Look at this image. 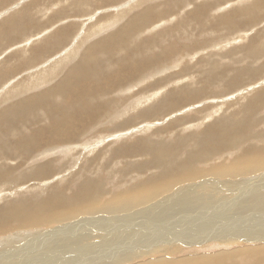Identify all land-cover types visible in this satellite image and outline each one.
I'll use <instances>...</instances> for the list:
<instances>
[{"label": "rangeland", "instance_id": "1", "mask_svg": "<svg viewBox=\"0 0 264 264\" xmlns=\"http://www.w3.org/2000/svg\"><path fill=\"white\" fill-rule=\"evenodd\" d=\"M46 1L45 0L44 1L43 0H0V22H2L1 20H3L4 18H7L9 21L12 20L13 16L17 14L22 7L26 5H31L33 11L32 12L33 17L36 18V20L35 22H30V24L31 25L39 24L41 26L44 25L43 28L41 29L42 31L37 36H35L36 38L31 37L26 39L24 37L23 39L21 38L19 39V41L17 40L16 42H14L12 45L9 46L5 44L3 45L2 40L4 39L3 38L0 39V55H1L0 61L1 60L5 61L6 57H10L8 61V64L11 67L10 70L16 67L14 65L18 64L21 58L23 59V63L27 61L26 59L29 58L32 53L31 50L32 47L36 45L39 46L41 43H45L42 46L43 48H45L46 46H53L49 50H43L44 52H47V54L44 57H40L37 61L26 63V65L23 68L18 69L17 73L15 72L12 73V71H10L7 74L8 76L3 77L6 78L5 81L3 82L0 81V92L6 93L5 95L7 96L3 102L0 101V112H2V114H0L2 115L0 118V122H3L0 124L5 125L6 127L11 126L14 129H19V128L21 129V126L23 127V133L21 136H18L15 139L11 138L15 134L14 132H12V135H10V137L8 135L6 136L8 142L6 144L4 143L2 144L3 148L6 147L5 152H7L6 155L8 159L6 158V160L4 161H1L0 159V169L2 171L4 168H6L8 172V177H4L3 179H0V223L8 224L9 227L0 226L2 227L0 229L1 232L0 254H2L5 251L8 252L11 249L10 245L18 247L19 245H21L22 243L26 242L29 239H33L37 241L41 240L39 241L38 244H34V245L30 244L29 246L42 247V244L44 246V242H45L44 240H47L52 235H54L51 238L53 241L51 242V244L46 245L48 249L51 248L52 250L61 247H63L61 249L64 250L66 248L71 249V247H77L75 250H80L81 248H83L82 246H84L85 248H92V246L93 247L97 246L96 248H98L100 245L101 246H105L108 244L115 245L113 243H110L113 237H110L109 239V237L105 234L106 232H108L107 229L114 228L112 227L115 226L112 225L114 221H111L112 223L106 221L107 224L105 222H100L99 224L97 223L93 224L94 222H92L93 219H96L98 216L99 217L104 216L102 214H106L110 217L112 216V218L114 214L112 215L107 213H98V215L95 214L93 215L86 213V214L77 215L71 219L66 218L63 220H60L58 218V215L59 213L67 211L72 206H74L76 202H74L75 200L73 201L70 198H73L79 191H86V190L88 191V185H87L88 183H89V188L91 190L94 191L96 190L97 192L98 190L99 191L102 190L100 193H94L91 191L92 194L95 195V197H97L95 200L101 203L109 200L113 196V194L119 193L125 190L129 186L135 185V187L137 186L138 188L143 186V184L145 185L146 181L148 183L150 180H156L150 177L148 178L145 177L147 175L149 176L150 174H154L156 172L158 173L159 171L163 172L162 168H159L156 165L152 164V162H150L153 161L158 156L157 152L153 148L155 149H158V147L163 148L162 146L164 145H178L177 139L179 138L183 140L185 138L196 137V136H199L200 138L201 136H203V133L207 130H210L211 127L219 128L223 121L228 120L229 122L230 119L231 120L242 119L245 112L252 113V116L250 118V120L252 121L251 122L252 126L251 128H249L248 131L245 130L240 134H238L237 140L239 142L238 143L236 142V145L232 142L226 148H222L221 150L214 151L210 157L205 156L204 158H194L193 162L195 163L196 168L208 169L216 164H224L225 166L232 167L238 161L246 158V157H239V155L242 156V154L245 153L244 150L246 152L248 151L249 153L250 150H253L255 148V150H253V152H255L258 149H260L262 146H264V103H262L258 107H252L251 105L256 101H258V98L261 100L264 99V70H263L264 48L262 52L257 55L258 59H256L257 56L253 57L247 54V49H249L251 44H260L262 45L261 47H264L263 45L264 44V0H262L263 2L261 0H257V1L255 0L256 2H254V0H111L110 2H107V0H58L60 4H58L59 2L57 0H49V1L46 0ZM212 1L217 4L215 5ZM251 1L254 3H252ZM259 2L261 5L258 4ZM2 3L5 4L2 5ZM201 3L202 4L209 3V5L213 4L212 6H214V8L210 11L208 16H206L203 19L196 20L193 16V12ZM245 3L247 5H251L252 3L256 8L255 11L256 15L254 17L251 16L246 17L242 14L237 13L236 8L238 9L239 7L240 8L245 7L246 5ZM43 6L44 8H41ZM38 8H40L41 11H39ZM150 8L153 9V11L155 12L154 17H152L151 20H147V22H145L144 24L142 23L144 19L140 20V24L142 26L145 25V28L142 30L141 33L138 34L139 39L145 37H153V36L161 37V39L163 38L162 40L166 39L167 42L173 46L172 47L170 45L171 48L170 47L161 48L160 50L157 48L158 51L152 52L151 55H153L152 57H154L153 62L155 64H152L150 62L147 63V59L149 55V50L147 48H137L138 44H140V42L142 41L140 40L135 42V47L132 48V51L134 50L133 52L127 53V55L121 54L119 56H116L115 57L116 61L117 60L121 61V59L123 61L118 66L113 67L112 69L109 70L105 69L104 70L105 72L108 70L106 74L103 73L102 71H99L100 73L98 72L99 75H97L96 70L98 69L91 68L93 70L87 71L86 73L87 75L85 76L83 74L82 77L83 76L84 77L78 79L77 84L72 85V83L75 81L65 82L68 76V74H66L65 71L71 69L72 72L73 68H75V65L73 64L77 63L79 61V58L82 60L83 53L89 46H92L98 40L105 37L107 34L116 32L121 26H123L128 21L127 19H130L131 16L143 12L144 10L147 9L149 10ZM42 10L44 11L42 12ZM234 10L236 11L234 12ZM118 11H120L121 13H125L121 21H118L117 23L110 25L109 27H107L102 31L94 30L97 31L94 33V31L91 30L95 25L99 24L102 20L104 23H108L110 21V17L115 15V13ZM222 14L226 15L227 19H229L226 23L223 22L224 17L220 16ZM252 18L255 20H253ZM50 21L52 22L46 25L47 22ZM231 22L233 24H231ZM202 23L208 26L210 30L207 31L201 30ZM119 25L121 26L119 27ZM62 26H66L67 28L72 27V29L67 33V35L69 36L68 39L63 43H61L60 47H56L55 46L56 38L52 36V33L55 30L59 31L58 29H60V27ZM228 26H230L231 28ZM9 27L10 26H5L4 27L5 29H3L2 31H5ZM151 40L152 42L158 44L157 39H147L144 40L140 46H143L146 43L151 42ZM250 40L254 43L250 42ZM78 41H80L78 52L76 51L75 58L73 57V60L69 59V61L65 64L63 71V69L59 67L57 62L58 60L61 61L63 57H65V55H63L65 50L73 47H74L73 50H76L75 47L77 46ZM258 41L259 43H257ZM20 42H21V46H19ZM123 42L124 44L129 43V41L126 38L123 39ZM125 51H127V47L124 50V52ZM141 51L143 52L140 53ZM157 52L159 55L157 54ZM13 53L21 54L20 55L21 58H19L18 56L16 57V59H14L15 56L14 55L12 56ZM105 53H107L106 50L104 51L102 50L101 55ZM135 53L138 55L140 54L139 56L141 57H139ZM60 54L62 56H60ZM227 54L229 56H227ZM215 55L219 59L215 58L216 57ZM155 56H157L158 58L157 57L155 58ZM132 57L133 60L135 59V61L132 60ZM136 57H138L137 59L140 60H137ZM209 58L211 61H209ZM213 59L216 61H214ZM127 62H129L130 64ZM11 63L13 64L12 66L10 65ZM216 63H218L219 65ZM52 64L54 65V68L52 67L51 69ZM210 64L211 66L215 65L214 67H216L218 65L219 67L218 66L216 67L218 69L214 68L213 66L209 68ZM153 65H156V69L149 71V69ZM61 66H63V64H61ZM164 66L166 68H163ZM220 66L223 68H221ZM231 66L234 67L235 69H233ZM46 67L48 69H46ZM57 67H59V69ZM244 67L245 68L249 67L251 68V70L250 69L245 70V72L248 73H244L242 70L244 69ZM130 68H132V70ZM115 69L121 71L122 73ZM206 70L208 72L209 70L210 71L212 70L210 72L211 75L208 74ZM220 70H223L222 73L220 72ZM258 70L259 72L255 74V71ZM43 71L45 73H43ZM196 71L198 72V74H196L197 73ZM199 71H201L200 74ZM217 71H218V75L216 73ZM132 72H134V74H132ZM213 72L215 74H212ZM238 72L240 74L239 78L237 79L238 82L235 85H233L232 79L236 75H239L237 74ZM46 74L49 80L46 77ZM56 74L59 75L57 76ZM171 75L174 77V79ZM212 75L214 76L212 77ZM215 75L219 77L217 78ZM245 75H247L248 77ZM1 76H4L2 71H0V78ZM88 76L90 78L89 83L91 85L90 84L89 85L91 87L88 85L82 88H87L88 92L93 90H98V91L100 90L102 92L104 90L105 91L107 90L108 92L107 91L103 93L101 92V97L104 98L99 97V99L95 103L97 104L96 106L93 105L91 102H87L88 103L87 105L89 106L86 107L87 105H84L85 102L82 101L81 99H78L79 96H77L76 94L70 95L68 94V91L70 90L71 87L77 86V90L78 92H80L81 81L83 84L84 82L83 80L87 81L86 77ZM159 77H161L162 80L163 78L164 79L166 78L165 82L163 83L164 80L160 81L159 79L161 78ZM210 78L212 81L210 80ZM34 82L37 83V85L31 88V86L35 85ZM159 82L161 83L158 84ZM133 84L135 87L133 86ZM25 85H29L30 88L21 91L20 88ZM110 85L114 87H111ZM159 85H161V87ZM16 86L18 87L19 92H15V90L17 89ZM63 86H70V87L65 88ZM153 86L154 87L157 86L155 87L156 89ZM163 86L167 87L166 92H169L168 94L165 92L166 87L164 88ZM147 87L149 88L147 89ZM178 88L180 89L178 90ZM121 89H125V91ZM175 89L177 90V92ZM160 90H162V92ZM191 90L193 92H191ZM51 91L52 94L50 96H46ZM171 91H173L174 93ZM14 92L17 93V95ZM88 92H87V96L89 97ZM159 93L161 94V96ZM170 96L177 97L175 99H177L178 101H180L181 98L182 100L180 101V103H178L177 100H175L174 98L171 99L172 97ZM178 96L180 97L178 98ZM182 96L186 98L184 99ZM188 96L191 97V99L193 100L191 101V99L188 98ZM34 97L35 100H37V102L36 105H34L33 107L20 106V104L24 102L22 100H27L28 98L34 99ZM142 97L145 100H143ZM150 97H152L154 100ZM58 98L60 99L58 100ZM169 98L170 100H172V102L170 100H167ZM174 101L176 102L173 103ZM162 103H164V106ZM172 103L177 105H173ZM76 104L78 106V109L76 107ZM74 105H75V109H74ZM101 106L102 108H100ZM159 106L160 109L157 110ZM166 107H168L167 108L168 110L166 109ZM171 107H173V109ZM150 108L152 109V111L150 110ZM147 109H149L150 112ZM155 109L157 110L156 112L157 114L154 112ZM139 111H142L143 113L141 112L142 114H140ZM55 115L58 116L57 120L55 119ZM67 115L69 117V119L67 120H69V123H73V125H70L71 129L69 128L68 130L69 133L65 137V143L60 147L59 145L55 144L56 141L51 140V137L53 136L54 133H59L57 127H60L58 126V124L59 122H62L60 117L63 119L64 117H67ZM4 117L5 119L7 118L6 119L7 121L4 119ZM14 120L17 123H15ZM133 130H135V132ZM78 131L80 133H77ZM3 132L5 133L6 130H4ZM241 137H243L244 139ZM100 139L101 141H99ZM151 141L157 144L154 143V145L152 146L153 142ZM191 141L196 142V139H193ZM193 142H190L188 143V145L185 146L183 145L184 147L182 146L179 148L180 150L179 156L182 160L183 158L186 159L187 157H189V153H187V151L191 150ZM77 143H78V147H75V145L77 146ZM137 143L138 145L141 144L140 145L141 148L139 146H138L139 148L136 147ZM158 143L160 144L159 146ZM128 145L129 146L132 145L131 146L132 149ZM144 145L147 146L144 147ZM250 145L251 148H249ZM126 147L128 148L126 149ZM129 148L131 150H129ZM8 149L10 150V152L7 151ZM25 149H29L30 151L25 154L24 152ZM137 149L138 151L141 150L140 153L137 151ZM148 149L149 151H147ZM165 149L167 150L168 147H165ZM134 150L137 152H135ZM144 150H146L147 152L145 153ZM123 151L125 152L123 153ZM262 151L264 152L263 149L261 150V152L260 151L258 152L262 153ZM240 152L243 153L241 154ZM253 152L251 151L249 154ZM155 154L157 155L156 157ZM172 156L173 155H169V157L166 158L168 159L167 161L171 160ZM152 157H154V159ZM177 159L178 157H175L172 163L170 162L169 164L166 165L169 166L177 165L178 167L182 168V164ZM176 160L178 162H176ZM184 162L186 163V161ZM150 163L151 165H149ZM141 167H144V169L142 170ZM32 172L34 173L31 174ZM262 175H264V167H261L259 171H256L251 175L247 174V175H240L237 177L231 176L225 178L217 177V179H221L222 181L231 180V183L228 182L226 186H223L222 188L224 190L222 188H219L215 192H211L209 193V195H206V197H209L208 198L210 200L209 203H206L204 205L198 203V205L195 207V210L194 208H192L193 211L191 209L190 211L187 210L184 212H178L175 213L174 216L167 217L165 223L166 224L171 223V224L170 227H165V228L168 229V232H173L172 227H175V229L179 227L180 229L178 228V230L182 232V233L180 232L182 235L178 237L179 239L178 238H175V240L174 239L169 240V238L156 239L155 236L150 238H143L141 243L143 241L147 243L148 239L149 241H151L152 239V244L149 243L150 245H152L150 249V253H148L147 255L145 254L143 256H139L138 254L135 253L137 251L138 252H142V251L140 248L141 246L139 247L136 246L139 244V242L133 240L131 244L132 246H134L133 249L130 248L131 247L130 245L129 246L130 249L127 248L126 250V252H128L127 254H131L132 251L135 253L131 257L132 259L131 262L135 263L140 260L149 259L150 257L153 256V254H155L153 257H156V255L158 257L160 256L159 254L160 251L164 250L161 249L162 246L160 247V245L165 244L166 246H168L169 242H172V246L177 245V246H182L184 248L182 254H180L179 257H184L185 255L187 256L188 253L189 255L192 256H197L199 254H205L206 256V253L210 254L213 252H220L219 250H223V251L228 250V252L232 250L233 251L236 250L238 252L235 254L237 257L235 256L236 258L232 260V262L231 261L226 262V264H244V263L250 264L251 261H253L251 262V264H264V258H263L264 252L259 255L250 256L247 253V251H245L246 248H248L251 245L252 247H256L255 244L253 243L249 244L248 242L242 241V243L233 244L230 245V247L229 246L224 247L223 245H220L219 247L217 246L208 247V245L214 244L216 242L221 243L222 240L225 239V237L223 236V234L218 236L216 234L207 232L208 229L204 228V227H212L211 225L214 224L216 225L214 227H232L231 229H233L234 223L232 221H238V220L240 224H249L252 227H259L260 225H257L258 222L255 221L249 222V220L250 221L253 220L254 214L256 215L257 218L258 217L257 215L260 212L264 213L263 207L256 208L255 206L253 211L251 208L252 204H250L247 208L244 209H240L239 206H242V204H249L251 201H253L255 197H252V194L248 195L249 193H252V190H255L256 188L258 192L257 189L258 187H264V177H261ZM203 180L199 179L194 182L192 181V184L200 183V181ZM94 182L96 184H94ZM189 183L191 182H187L186 184ZM239 183L242 184L243 187H238ZM263 189H261V191L259 192L263 193L264 192ZM262 193H258L259 200L257 199V201H259L260 205L264 204V197H263L264 194L262 195ZM66 200H70L71 203L69 201H68L69 203L65 202ZM50 201H54V203H51ZM225 201L226 202L228 201L227 204L225 203ZM222 202H224L225 205L228 206L225 207V209H229L228 213L226 214H228V216L231 215V217H227V219H225V217L223 216L226 214H222V212H220V214H222L223 216H219V220L217 219L216 222L210 220L209 215L216 214V216H218L217 213V211L219 210L218 208L224 206ZM11 203L12 205L15 203L21 204L22 207L24 205L30 206L28 209L29 212L32 213L35 212L34 210H38L37 213H40L42 216L48 215L49 216L48 220L33 221L31 219V221L29 220L30 221L29 223L22 224L23 225L22 227V225H18V223L21 222V220L10 219L8 217V215L10 214L4 210H1L3 207L5 208L9 207ZM40 204L42 206L39 207L40 208L39 210V208L37 209V207L40 206ZM143 206L145 207L146 205ZM143 206H140V208L138 207V210L144 208ZM223 210L224 209H221L220 211ZM254 212H258V213H254ZM185 213L187 214L185 215ZM125 215L126 213L120 214V216H125ZM154 215H158V214H154ZM164 215L160 214L159 217H163ZM244 216L250 217L249 219H245L248 222L247 221L244 222V220L240 218ZM176 217H178V219ZM183 217L186 218V221ZM238 217L239 219H236ZM204 219H207L209 221H204ZM142 220L143 219L139 218V223H137L139 224L138 227L150 226L147 225L148 223L147 224L142 223ZM187 221H189V223ZM185 222L188 224L186 225ZM149 223L152 225L154 222L149 221ZM68 227H83L84 229L82 231H79L78 228L77 230L69 229L67 230L68 232L63 230L65 228L67 229ZM87 227L88 229H86ZM92 227H96V229L91 231L89 228ZM197 227L199 228L198 230H196ZM17 228L18 229L20 228L21 230L20 229L18 230ZM61 228L63 229L61 230ZM182 230L183 231L185 230L184 233ZM188 230L190 232L198 231L197 237L199 236V238L194 236L190 237L187 234ZM62 231L66 233H62ZM156 231H160V230L156 229ZM158 233L163 234L162 232H158ZM143 234L144 232L142 230H139L136 234L137 236H135L134 238L140 239V237H143ZM17 235L19 236L18 239L12 241L9 244V246L8 245L6 246L5 242L8 243L9 240L13 239V237H16ZM237 235H239V233H237ZM106 237H108L107 242L105 240ZM171 238H174V236H171ZM180 238L182 239V241ZM220 238H222V240ZM1 242L4 243L2 244ZM133 243H135L136 245H134ZM158 246L160 247L159 249ZM172 246L170 245L169 247ZM243 246H245L246 248ZM96 248H94V250ZM112 249L114 250V246L112 247ZM123 249L125 250V248H121L118 250L123 251ZM146 250H148V248H146ZM28 251L29 250L26 249L25 253H27ZM43 251L44 253H48L46 248L43 249ZM190 252L193 253L191 254ZM239 252H241L242 255ZM244 252L245 254H243ZM33 254L34 253H29L28 259L33 258L39 261V264H51L52 262H54V260L45 259L43 256L46 254L40 253L35 255V257L33 256ZM96 254L97 252H95V255ZM257 260H259L258 263L254 262ZM73 262L75 261L73 260ZM184 262L186 263L188 262V260ZM34 263L36 264V262L34 261L31 263L28 262V264H34ZM132 263H124V264H132ZM214 264H219V263L214 261Z\"/></svg>", "mask_w": 264, "mask_h": 264}, {"label": "bare ground", "instance_id": "2", "mask_svg": "<svg viewBox=\"0 0 264 264\" xmlns=\"http://www.w3.org/2000/svg\"><path fill=\"white\" fill-rule=\"evenodd\" d=\"M44 1V0H43ZM46 1V0H45ZM49 1V0H48ZM58 1V0H57ZM111 0H107V2H110ZM257 1V0H256ZM254 0V2H256ZM262 1V0H261ZM260 1V2H261ZM47 2V1H46ZM56 2V1H55ZM59 2V1H58ZM62 2V1H61ZM104 2V1H103ZM131 2V1H130ZM133 2V1H132ZM141 2V1H140ZM139 2V4H140ZM213 2V1H212ZM250 2V1H249ZM252 2V1H251ZM252 2V3H254ZM260 2L258 3L259 5ZM263 2V1H262ZM7 3V2H5ZM5 3H2L5 4ZM40 3V2H39ZM214 3V2H213ZM251 3V5H245V7H242V8H236L237 10V13L238 14H242L246 17H254L256 14H255V11H256V8L254 7V5ZM60 4V2L58 3ZM182 4V3H181ZM215 5L217 3H214ZM1 5V6H2ZM37 5V4H36ZM51 5V4H50ZM55 5V4H54ZM79 5V4H78ZM183 5V4H182ZM196 5V4H195ZM213 5V4H212ZM212 5H209V3L207 4H200L196 10H194L193 12V16L196 20H199V19H203L205 18L206 16H208V14L210 13V11L214 8V6ZM81 6V5H80ZM138 6V4H137ZM35 7V6H34ZM33 7V8H34ZM46 7V6H45ZM135 7V6H134ZM41 8H44L41 7ZM47 8V7H46ZM49 8V6H48ZM36 9V8H35ZM113 9V8H112ZM19 10V9H18ZM39 11L40 8H38ZM50 10V9H48ZM130 10V9H129ZM182 10V9H181ZM234 10V12L236 11ZM12 11V10H11ZM44 10H42L43 12ZM46 11V10H45ZM117 11V10H116ZM260 11V10H259ZM17 12V11H16ZM32 6L31 5H26L24 7H22L20 9V11H18L17 14H15L13 16V19L12 20H8L7 18H4L3 20H1L2 22H0V39L3 38L4 40L3 41V45H12L14 42H16L17 40L19 41V39H23L24 37L26 39L28 38H31V37H35L37 36L42 30L43 26L39 25V24H36V25H31L30 22H35L36 18L33 17V14H32ZM258 12V11H257ZM35 13V11H34ZM40 13V12H39ZM252 13V15H251ZM260 13V12H259ZM154 14L155 12L153 11V9H147V10H144L143 12H140L136 15H133L130 17V19H127L128 21L123 25H119V29L114 32V33H110V34H107L105 37L101 38L100 40H98L95 44H93L92 46H89L85 52L83 53V58L82 60L79 58V61L73 65H75V68H73L72 72H71V69H68L65 71L66 74H68L67 76V79L65 82H70V81H75L72 83L73 84H77V80L80 79L82 77V75L84 74L87 75V71H91L93 70L94 68L95 69H98L96 70L97 71V75H99V71H102L103 73L106 74V72L109 70V69H112L113 67H116L118 66L123 60L121 59V61H116L115 60V57L116 56H119L121 54H124V55H127V53H130V52H133L132 51V48L135 47V42L136 41H140V44H138L137 48H147L149 50V55H148V59H147V63L150 62L152 64H155L153 62V58L152 57L153 55H151L152 52H155V51H158V49L160 50L161 48H168L170 47V43L167 42L166 39L162 40L161 37H145V38H141L139 39V36L138 34L142 32V30L145 28V25H141L140 24V20L141 19H144V21L142 22L143 24L145 22H147V20H151L152 17H154ZM235 14V13H234ZM36 15V14H35ZM67 15V14H66ZM65 15V16H66ZM125 15V13H121L120 11L116 12L115 15H113L112 17H110V21L108 23H104L103 20L95 25L91 30H98V31H102L104 29H106L107 27H109L110 25H113L115 23H117L118 21H121L123 16ZM163 15V14H162ZM231 15V13H230ZM106 16V15H104ZM157 16V15H156ZM220 16H223L224 17V20L223 22H227L229 19H227L226 15H220ZM10 17V16H9ZM102 17V16H101ZM108 17V16H107ZM260 17V16H259ZM63 18V16H62ZM103 18V17H102ZM261 18V17H260ZM2 19V18H1ZM49 19V18H48ZM253 19V18H252ZM96 20V19H95ZM105 20V19H104ZM255 20V19H253ZM8 21V22H7ZM53 21V20H52ZM52 21L50 22H47L46 25H48L49 23H51ZM202 21V20H201ZM46 22V21H45ZM91 22V21H90ZM56 23V22H55ZM79 24V23H78ZM77 24V25H78ZM96 24V23H95ZM228 24V23H227ZM231 24H233L231 22ZM230 25V24H229ZM5 26H10L8 29H6L5 31H2L3 29H5L4 27ZM41 26V27H40ZM68 26V25H66ZM66 26H62L60 27V29H58L59 31H54L52 33V36H54L56 38V43H55V46L56 47H60L61 43H63L64 41H66L68 39V35L67 33L69 31H71L72 27H66ZM76 26V24H75ZM231 26V25H230ZM228 26V27H230ZM234 26V25H233ZM78 27V26H77ZM232 27V26H231ZM230 27V28H231ZM235 27V26H234ZM139 28V29H138ZM69 29V30H68ZM75 30V29H74ZM89 30V29H88ZM201 30L203 31H207V30H210L208 26L204 25L203 23L201 24ZM258 30V29H257ZM46 31V30H45ZM49 31V30H48ZM259 31V30H258ZM97 32V31H94V33ZM100 33V32H99ZM260 34V33H259ZM258 34V35H259ZM29 35V36H28ZM41 35V34H40ZM45 35V34H44ZM157 36V35H155ZM77 37V36H76ZM36 38V37H35ZM38 38V37H37ZM126 38L129 43L128 44H124L123 42V39ZM253 38V37H252ZM41 39V37H40ZM147 39H157L158 40V44L152 42H149V43H146L145 45L143 46H140L141 43L144 41V40H147ZM255 39V37H254ZM34 40V39H33ZM44 40V39H43ZM253 40V39H252ZM22 42V41H21ZM21 42L19 44V46H21ZM133 42V44H132ZM219 42V41H218ZM250 42H252L250 40ZM79 43L80 41H78L77 43V46L75 47L76 50H73V48H69L67 50L64 51V54L65 57H63V59L61 61L58 60L57 64L59 65L60 68L63 69L64 71V66L65 64L69 61V59H72L73 60V57L75 58V54H76V51L78 52V48H79ZM217 43V42H216ZM254 43V42H252ZM259 43V41L257 42ZM45 43H41L39 46H34L31 48L32 50V53L30 55L29 58H27L24 63H23V59L20 57L21 54L19 53H13L12 56L14 55V59H16V57L19 56L20 59V62L18 64H15L14 68H12L10 70V66L8 64V61H9V58L10 57H6L5 61L1 60L0 61V66H1V69L0 71H2V73L4 74V76H1L0 78V81H5L6 78H3L5 76H8L7 74L12 71L17 73L18 72V69L20 68H23L26 63H31V62H34V61H37L40 57H44L47 52H44L43 50H49L51 49L53 46H46L45 48H43L42 46L44 45ZM219 44V43H218ZM221 44V43H220ZM227 44V43H225ZM247 44H250V43H247ZM24 45V44H23ZM208 45V44H207ZM212 45V44H211ZM264 45V44H263ZM73 46V45H72ZM161 46V47H160ZM172 46V45H171ZM219 46V45H218ZM262 45L260 44H251V46L249 47V49H247V54L250 56H257L259 53L262 52L263 48L264 47H261ZM71 47V46H70ZM127 47V51L124 52V50L126 49ZM173 47V46H172ZM225 47V45H224ZM12 48V47H10ZM158 48V49H157ZM171 48V47H170ZM247 48V47H246ZM4 50V49H3ZM26 50V48H25ZM81 50V49H80ZM102 50H106L107 53L105 54H102L101 55V52ZM143 50V49H142ZM246 50V49H245ZM5 51V50H4ZM164 51V50H163ZM167 51V49H166ZM165 51V53H166ZM124 52V53H123ZM143 51H141L140 53H142ZM264 52V50H263ZM27 53V52H26ZM229 53V52H228ZM132 54V53H131ZM134 54V53H133ZM136 54V53H135ZM158 54V52H157ZM225 54V53H224ZM138 55V54H136ZM140 55V54H139ZM138 55V56H139ZM144 55V53H143ZM142 55V56H143ZM159 55V54H158ZM212 55V54H211ZM210 55V56H211ZM1 56V55H0ZM60 56H62L60 54ZM59 56V57H60ZM99 56V57H98ZM147 56V55H145ZM216 56V55H215ZM224 56V55H223ZM227 56H229L227 54ZM246 56V55H244ZM98 57V58H97ZM141 57V56H139ZM157 56H155L156 58ZM181 57V56H180ZM225 57V56H224ZM261 57V56H260ZM264 57V55H263ZM18 58V60H19ZM129 58V56H128ZM135 58V57H134ZM138 57H136L137 59ZM158 58V57H157ZM217 58V56L215 57ZM55 59V58H54ZM57 59V58H56ZM143 59V57H142ZM219 59V58H217ZM253 59V58H252ZM258 59V56L257 58ZM132 60H133V57H132ZM137 60H140V59H137ZM162 60V59H161ZM159 60V61H161ZM214 60V59H213ZM249 60V59H248ZM135 61V59L133 60ZM132 61V62H133ZM146 61V60H144ZM201 61V60H200ZM209 61L210 58H209ZM216 61V60H214ZM239 61V60H238ZM55 62V61H53ZM52 62V63H53ZM63 62V63H62ZM142 62V61H141ZM203 62V61H202ZM247 62V61H245ZM129 63V62H127ZM134 63V62H133ZM143 63V62H142ZM146 63V64H147ZM209 63V62H208ZM207 63V64H208ZM214 63V62H213ZM61 64H63V66H61ZM130 64V63H129ZM128 64V66H129ZM135 64V63H134ZM166 64V63H165ZM205 64V65H207ZM215 64V63H214ZM218 64V63H216ZM11 66L13 65L12 63L10 64ZM53 65V64H52ZM51 65V69L52 67L54 68V65L52 66ZM57 65V66H58ZM138 65V64H137ZM144 65V64H143ZM219 65V64H218ZM217 65V66H218ZM221 65V64H220ZM244 65V64H243ZM261 65V64H260ZM263 65V64H262ZM213 66V65H212ZM211 64H210V67H212ZM215 66V65H214ZM213 66V67H214ZM216 66V67H217ZM50 67V66H49ZM59 67H57L59 69ZM120 67V66H119ZM206 67V66H205ZM208 67V66H207ZM214 67V68H216ZM219 67V66H218ZM221 67V66H220ZM232 67V66H231ZM250 67V66H249ZM245 68L242 69L244 73H248V72H245V70H248L251 68ZM255 67V66H254ZM69 68V67H68ZM93 68V69H91ZM123 68V67H121ZM120 68V69H121ZM127 68V67H126ZM125 68V69H126ZM142 68V67H141ZM144 68V67H143ZM158 68V67H157ZM163 68H166L165 66ZM202 68V67H200ZM223 68V67H221ZM233 69H235L234 67H232ZM241 68V66H240ZM44 69V68H42ZM46 69H48L46 67ZM45 69V70H46ZM57 69V70H58ZM105 69H108L106 72L104 71ZM118 69V68H117ZM115 69V70H117ZM132 70V68H130ZM153 69H156V65H153L149 71L153 70ZM206 69V68H205ZM218 69V68H216ZM215 69V70H216ZM220 69V68H219ZM225 69V68H224ZM239 69V67H238ZM237 69V70H238ZM253 69V68H252ZM54 70V69H53ZM56 70V69H55ZM139 70V69H138ZM137 70V71H138ZM162 70V69H161ZM204 70V69H202ZM208 70V68H207ZM206 70V71H207ZM214 70V72H215ZM227 70V69H226ZM256 70V69H255ZM264 70V69H263ZM62 71V72H63ZM119 71V70H117ZM140 71V70H139ZM148 71V72H149ZM160 71V70H159ZM166 71V70H165ZM212 71V70H211ZM209 70L208 74H210L211 72ZM223 70H220V72L222 73ZM236 71V70H235ZM51 72V71H50ZM99 72V73H98ZM121 72V71H119ZM141 72V71H140ZM158 72V70H157ZM197 72V71H196ZM194 72V73H196ZM201 71H199V74H200ZM212 73V74H215V73ZM219 72V74H220ZM226 72V71H225ZM259 72L258 71H255V74ZM43 73H45L43 71ZM64 73V72H63ZM122 73V72H121ZM186 73V72H185ZM217 75H218V71L216 72ZM253 73V72H252ZM11 74V73H10ZM41 74V73H40ZM114 74V73H113ZM116 74V73H115ZM132 74H134V72H132ZM142 74V73H141ZM158 74V73H157ZM180 74V73H179ZM183 74V73H182ZM198 74V72L196 73ZM195 74V75H196ZM235 74V73H234ZM239 74V72L237 73ZM37 75V74H36ZM50 75V74H49ZM57 76L59 74H56ZM61 75V73H60ZM145 75H146V72H145ZM173 75V74H172ZM171 75V76H172ZM211 75V74H210ZM254 75V74H253ZM52 76H53V73H52ZM83 76V77H84ZM144 76V75H143ZM159 76V75H158ZM161 76V74H160ZM170 76V74H169ZM177 76V75H176ZM214 75H212L213 77ZM216 76V75H215ZM240 74L239 75H236L233 79H232V84L235 85L238 81L237 79L239 78ZM242 76V75H241ZM247 76V75H245ZM45 77V76H44ZM46 77H47V74H46ZM82 77V78H83ZM93 77V76H92ZM97 77V76H96ZM164 77V76H163ZM173 77V76H172ZM178 77V76H177ZM217 78L219 76H216ZM221 77V76H220ZM244 77V76H243ZM248 77V76H247ZM257 77V76H256ZM48 78V77H47ZM46 78V79H47ZM114 78V77H113ZM124 78V77H123ZM161 78V77H159ZM169 78V77H168ZM183 78V77H182ZM215 78V77H214ZM45 79V80H46ZM87 81L86 80H83V84H82V81H81V88L84 87V86H88L90 83V78L89 76L86 77ZM98 79V78H97ZM101 79V78H100ZM166 79V78H165ZM165 79L162 78L159 79L160 81H163V83L165 82ZM171 79V78H170ZM174 79V77H173ZM221 79V78H220ZM256 79V78H255ZM49 80V78H48ZM51 80V79H50ZM104 80V79H103ZM111 80V79H110ZM136 80V79H135ZM199 80V79H198ZM211 80V78H210ZM215 80V79H214ZM130 81V80H129ZM133 81V79H132ZM137 81V80H136ZM155 81V80H153ZM168 81V80H167ZM170 81V80H169ZM212 81V80H211ZM36 82V81H35ZM35 85L31 86L34 87L37 85V83H35ZM40 82V81H39ZM110 82V81H109ZM125 82V80H124ZM123 82V83H124ZM218 82V81H217ZM32 83V82H31ZM136 83V82H135ZM161 82H159L158 84H160ZM177 83V82H176ZM216 83V81H215ZM11 84V83H10ZM111 84V83H110ZM131 84V83H130ZM140 84V82H139ZM156 84V83H155ZM182 84V82H181ZM32 85V84H31ZM91 85V84H90ZM89 85V86H90ZM129 85V84H128ZM138 85V84H137ZM143 85V83H142ZM180 85V84H179ZM185 85V84H184ZM56 86V85H55ZM111 86V85H110ZM109 86V87H110ZM134 86V84H133ZM161 87V85H159ZM17 87V86H16ZM65 88H68L70 86H63ZM91 87V86H90ZM108 87V88H109ZM111 87H114V86H111ZM135 87V86H134ZM132 87V88H134ZM139 87V86H138ZM141 87V86H140ZM154 87V86H153ZM152 87V88H153ZM157 87V86H155ZM154 87V88H155ZM164 87V86H163ZM166 87V86H165ZM164 87V88H165ZM171 87V86H170ZM182 87V86H181ZM180 87V88H181ZM30 88L29 85H25L23 87L20 88V90H26ZM80 88V92H78L77 90V86L75 87H71L70 90L68 91V94H76L77 96H79L78 99H81L82 101L85 102L84 105H87L88 103L87 102H91L93 105H97L95 104L96 101L99 99V97H101V92L102 91H98V90H93V91H89L88 92V89L87 88ZM120 88V87H119ZM149 87H147L148 89ZM176 88V87H175ZM178 88V90L180 89ZM64 89V88H63ZM116 89V88H115ZM151 89V88H150ZM156 89V88H155ZM159 89V88H158ZM166 89L167 87L165 88V92H166ZM245 89V88H244ZM253 89V88H252ZM3 90V89H2ZM10 90V89H9ZM57 90V89H56ZM68 90V89H67ZM121 90H124L125 89H121ZM137 90V89H136ZM152 90V89H151ZM176 90V89H175ZM182 90V89H181ZM46 91V90H45ZM107 91V90H106ZM105 90L103 92H106ZM113 91V90H112ZM130 91V90H129ZM150 91V90H149ZM162 92V90H160ZM174 91V89H173ZM171 91V92H173ZM250 91V90H249ZM15 92H19L18 91V87L17 89L15 90ZM14 92V93H15ZM48 92V91H47ZM67 92V91H66ZM87 92L89 94V97L87 96ZM102 92V93H103ZM108 92V91H107ZM117 92V91H116ZM155 92V90H154ZM159 92V91H158ZM177 92V90H176ZM191 92H193L191 90ZM196 92V91H195ZM167 94L169 92H166ZM174 93V92H173ZM6 93H1L0 92V101H4V99H6ZM17 95V93H15ZM52 94V91L47 94L46 96H50ZM160 94V93H159ZM187 94H188V91H187ZM15 95V96H16ZM174 95V94H173ZM180 95V94H179ZM196 95V94H195ZM149 96V95H148ZM161 96V94H160ZM181 96V95H180ZM178 96V98L180 97ZM185 96V95H184ZM187 96V95H186ZM192 96V95H191ZM33 97V96H32ZM75 97V96H74ZM144 97V96H143ZM142 97V98H143ZM172 97L171 99H175L177 97L175 96H170ZM183 97V96H182ZM61 98V97H60ZM58 98V100L60 99ZM77 98V97H76ZM101 98H104V97H101ZM106 98V97H105ZM147 98V97H145ZM152 98V97H150ZM165 98V97H164ZM163 98V99H164ZM184 98V97H183ZM186 98V97H185ZM184 98V99H185ZM188 98L191 99V97L188 96ZM71 99V98H70ZM140 99V98H138ZM137 99V100H138ZM153 99V98H152ZM156 99V98H155ZM162 99V100H163ZM166 99V98H165ZM28 100V101H27ZM27 100H22L24 101L23 103L20 104V106H24V107H33L34 105H36V102L37 100H35V97L34 99H27ZM65 100V99H64ZM114 100V99H113ZM136 100V99H135ZM143 100H145L143 98ZM154 100V99H153ZM167 100H170L167 99ZM177 100V99H175ZM182 100V98H181ZM180 100V101H181ZM193 99H191L192 101ZM20 101V102H22ZM44 101V100H43ZM104 101V100H103ZM102 101V102H103ZM134 101V100H133ZM172 102V100H170ZM169 101V102H170ZM178 101V100H177ZM180 101H178V103H180ZM79 102V101H78ZM100 102V101H99ZM169 102H168V105H169ZM170 102V103H171ZM176 101H174L173 103H175ZM188 102V101H187ZM6 103V101H5ZM90 103V104H91ZM156 103V101H155ZM172 103V104H173ZM262 103H264V99L261 100L258 98V101H256L255 103L251 104L252 107H258L260 106ZM69 104V103H68ZM67 104V105H68ZM72 104V103H70ZM163 106H164V103H162ZM161 104V105H162ZM166 104V103H165ZM190 104V103H188ZM82 105V103H81ZM106 105V104H105ZM111 105V104H110ZM113 105V104H112ZM159 105V104H158ZM173 105H177V104H173ZM172 105V106H173ZM71 106V105H69ZM89 105H87L86 107H88ZM103 106V105H102ZM102 106L100 108H102ZM107 106V105H106ZM105 106V107H106ZM138 106V105H137ZM136 106V107H137ZM152 106V105H151ZM155 106V104H154ZM171 106V104H170ZM76 107L78 109V106L76 104ZM99 107V106H98ZM132 107V106H130ZM139 107V106H138ZM169 107V106H168ZM166 107V109L168 108ZM179 107V105H178ZM42 108V107H41ZM69 108V107H68ZM129 108V107H128ZM147 108V107H146ZM157 108V107H156ZM173 109V107H171ZM175 108V107H174ZM74 109H75V105H74ZM73 109V110H74ZM82 109V108H81ZM80 109V110H81ZM90 109V108H89ZM104 109V107H103ZM131 109V108H130ZM139 109V108H138ZM145 109V108H144ZM160 109V106L159 108H157V110ZM171 109V111H172ZM176 109V108H175ZM178 109V108H177ZM189 109V108H188ZM96 110V108H95ZM143 110V108H142ZM149 112L150 110L152 111V109L150 108L147 109ZM146 110V111H147ZM156 110V109H155ZM154 112L156 113L157 110ZM163 110V108H162ZM160 110V111H162ZM168 110V109H167ZM62 111V110H61ZM78 111V110H77ZM82 111V110H81ZM165 111V110H164ZM163 111V112H164ZM184 111H187V110H184ZM42 112V111H40ZM140 114H142L143 112L142 111H139ZM142 112V113H141ZM145 112V111H144ZM159 112V111H158ZM168 112V111H167ZM166 112V114H167ZM170 112V111H169ZM63 113V112H61ZM70 113V112H69ZM81 113V112H80ZM118 113V112H117ZM152 113V112H151ZM160 113V112H159ZM162 113V112H161ZM0 114H2V112H0ZM45 114V113H44ZM71 114V113H70ZM116 114V112H115ZM157 114V113H156ZM87 115V114H86ZM104 115V114H103ZM2 115H0V118H1ZM71 116V115H70ZM102 116V115H101ZM117 116V115H116ZM143 116V115H142ZM166 116V115H165ZM252 116V113H247L245 112L244 113V116L242 119L240 120H231L228 122L227 121H223L221 126L218 128V127H211L210 130H207L203 133V136H201L199 138V136H196V137H189V138H185L184 140L179 138L177 139V143L178 145H164L162 146L163 148H160L158 147V149H155L153 148L158 156L155 154V159L154 157H152L154 160L153 161H150L152 162V164L156 165L157 167L159 168H162L163 169V172L159 171L158 173H154V174H150L149 176H145V177H150L152 179H156V180H150L148 183L146 181L145 185L143 184V186L141 187H138L137 186L135 187V185H132V186H129L127 187L125 190L119 192V193H116V194H113V196L107 200V201H104V202H98L97 200H95L97 197H95V195L92 194V192L94 193H100L102 190H98V192L95 190H91L89 188V183L87 184L88 185V191H79L73 198H70L71 200H75L74 202H76L74 204V206H72L69 210L67 211H64V212H61L59 213L58 215V218L60 220H63V219H71L77 215H80V214H86V213H89V214H95V215H98V213H107V214H114L113 218L112 216H108L106 214H102L104 216H98L96 219H91L92 222H94L93 224H99L100 222H105L108 221L110 223H112L111 221H114L112 225H115V226H112L114 228H109L107 229L108 232H106L105 234L109 237H113V239L111 240L110 243H113L115 245H111V244H108V245H105V246H99L98 248H96L97 246L93 247L92 248H85L84 246H82L83 248H81L80 250H75L77 247H71V249H68L66 248L65 250L64 249H61V248H56L54 250H52L51 248L48 249L46 245H49L51 244V242L53 241L51 238L54 236H50L47 240H44V246L42 244V247H32V246H29L30 244L31 245H34V244H38L39 241L37 240H33V239H29L27 240L26 242L22 243L21 245H19L18 247H15V246H11V249L9 251L11 252H3L2 254H0V264H28V262H36V264H39V261L33 259V258H29L28 259V254L29 253H34L33 256L35 257V255L37 254H46L44 255L43 257L45 259H50V260H54V262H52L51 264H124V263H132L131 262V257L133 256V254H138L139 256H143V255H147L148 253H150V249L152 247V245H150L149 243L152 244V239L151 241H149V239L147 240V243H145L144 241L141 243V241L143 240V238H150V237H156L157 238H169L170 239H174L175 238H178L180 237V235H182L181 231L178 230V228L175 229V227H172V230L173 232H168V229H166L165 227H170V224H166L165 221L167 220V217H170V216H174L175 213H178V212H184V211H190L192 208H194L195 210V207L198 205V203H200L201 205L203 204H206V203H209V197H206V195H209V193L211 192H215L217 189L219 188H222L223 186H226L228 182L231 183V180H224L222 181L221 179H217V177H220V178H225V177H231V176H234V177H237V176H240V175H247V174H253L255 173L256 171H259L261 169V167H264V152L262 151V153H259L258 151L261 152V150L263 149L264 150V146H259L260 149H258L257 151L253 152V150H255V148L253 150H250V152L252 151L253 153L249 154L248 151L246 152L244 150V154H242L243 152H240L242 154V156L239 155V157H246L240 161H238L234 166H225L224 164H216L214 165L213 167L211 168H208V169H199V168H196L195 166V163L193 162L194 161V158H204L205 156H208L210 157L211 154H213L214 151H218V150H221L222 148H226L227 146L230 145V143H234L236 145V142L238 143L239 141L237 140V136L238 134H240L241 132L245 131V130H249V128H251L252 126V121L250 120ZM254 116V115H253ZM8 117V116H7ZM10 117V116H9ZM75 117V116H74ZM82 117H83V114H82ZM132 117V116H131ZM130 117V118H131ZM145 117V115H144ZM90 118V117H89ZM136 118V117H135ZM134 118V119H135ZM141 118V117H139ZM5 119V117H4ZM3 119V120H4ZM7 119V118H6ZM5 119V120H6ZM12 119V118H11ZM55 119L57 120L58 119V116L55 115ZM61 121L62 122H59L58 126L60 127H57L58 130H59V133H54L53 136L51 137V140L52 141H56L55 144L59 145L60 147L65 143V137L67 136V134L69 133V128H70V125H73V123H69V117L67 115V117H64L63 119L60 117ZM76 119V118H74ZM81 119V117H80ZM94 119V118H93ZM96 119V118H95ZM100 119V118H99ZM132 119V118H131ZM4 120V121H5ZM7 121V120H6ZM15 121V120H14ZM96 121V120H95ZM10 122V121H8ZM13 122V121H11ZM87 122V121H86ZM133 122V121H131ZM0 123H3V122H0ZM6 123V122H5ZM15 123H17L15 121ZM130 123V121H129ZM86 124V123H84ZM83 124V125H84ZM89 124V123H88ZM19 125V124H18ZM17 125V126H18ZM129 125V124H128ZM149 125V124H148ZM10 126V125H9ZM21 126V125H20ZM86 126V125H85ZM5 125L3 124H0V159L1 161H4L6 160L7 158V155L5 152L6 151V147L3 148V143L6 144L8 142L6 136L8 135L10 137V135H12V132H14L15 134L13 135V137L11 138H16L18 136H21L22 133H23V127L21 126V129H14L12 128L11 126L10 127H6L5 129ZM83 128V126H82ZM71 129V128H70ZM214 129V130H213ZM6 130V132L4 133L3 131ZM131 130V129H130ZM50 131V130H49ZM73 131V130H72ZM129 131V130H127ZM135 132V130H133ZM76 132V131H74ZM77 133H80L79 131ZM131 133V132H130ZM71 135V134H70ZM76 135V134H75ZM80 135V134H79ZM78 135V136H79ZM189 135V134H188ZM252 135V134H251ZM73 136V135H72ZM77 136V135H76ZM80 137V136H79ZM83 137V136H82ZM244 137H247V136H244ZM71 138V137H70ZM243 138V137H241ZM240 138V139H241ZM19 139V138H17ZM16 139V140H17ZM147 139V138H146ZM193 139H196V142H193L191 140ZM239 139V140H240ZM244 139V138H243ZM83 140V139H82ZM97 140V139H96ZM13 141V140H12ZM101 141V139L99 140ZM144 142V140H143ZM141 142V143H143ZM147 142V141H145ZM153 142V141H151ZM190 142H193V145H192V148L191 150H188L187 153H189V157H187L186 159L183 158V160L180 158L179 156V148L182 147L183 145H188V143ZM69 143V141H68ZM155 142L152 143V146L154 145ZM173 143V142H172ZM10 144V143H9ZM15 144V143H13ZM76 144V143H74ZM92 144H93V141H92ZM145 144V143H144ZM147 144V143H146ZM157 144V143H155ZM70 145V144H69ZM68 145V146H69ZM123 145V144H122ZM137 146L136 147H140V145H138V143L136 144ZM149 145V144H148ZM160 144L158 143V146ZM255 145V143H254ZM256 145V146H258ZM14 146V145H13ZM129 146V145H128ZM132 146V145H131ZM129 146V147H131ZM147 146V145H144V147ZM176 146H177V149H176ZM183 146V147H184ZM75 147H78V143H77V146L75 145ZM138 147V148H139ZM143 147V148H144ZM165 147H168V149L166 150ZM247 147V146H246ZM245 147V148H246ZM16 148V147H15ZM66 148V147H65ZM121 148V147H120ZM119 148V149H120ZM128 147H126L127 149ZM141 148V147H140ZM231 148V146H230ZM251 148V145L250 147ZM74 149V148H73ZM124 149V148H123ZM132 149V147H131ZM129 148V150H131ZM135 149V148H134ZM151 149V148H150ZM152 149V150H153ZM176 149V150H175ZM182 149V148H181ZM72 150V149H71ZM136 150V149H135ZM134 150V151H135ZM247 150V149H246ZM7 151L10 152V150L8 149ZM17 151V149H16ZM14 151V152H16ZM19 151V149H18ZM23 151V150H22ZM30 150L29 149H25L24 152L25 154L28 153ZM68 151V150H66ZM119 151V150H118ZM128 151V150H127ZM138 151V149H137ZM135 151V152H137ZM141 150H139L138 152L140 153ZM149 151V149L147 150ZM146 150H144V152L146 153L147 152ZM151 151V150H150ZM13 152V153H14ZM34 152V151H33ZM71 152V151H70ZM121 152V151H120ZM125 151H123L124 153ZM129 152V151H128ZM68 153V152H67ZM131 153V152H130ZM150 153V152H148ZM153 153V151H152ZM239 153V154H240ZM15 154V153H14ZM19 154V153H18ZM17 154V155H18ZM70 154V153H69ZM138 154V153H137ZM6 155V156H5ZM24 155V154H23ZM141 155V154H140ZM165 155V156H163ZM169 155H173L171 158V160L167 161L168 159H166L167 157H169ZM21 156V155H19ZM44 156V155H42ZM151 156V155H150ZM154 156V155H153ZM182 156V155H181ZM41 157V156H40ZM175 157H178V161H180V163L182 164V168L178 167L177 165L176 166H169V165H166V164H169L170 162L172 163V161L174 160ZM15 158V157H14ZM8 159V158H7ZM22 159H23V156H22ZM39 159V158H38ZM26 160V159H25ZM33 160V159H32ZM176 160V162H178ZM12 161V160H11ZM29 161V160H28ZM36 161V160H34ZM147 161V160H145ZM144 161V162H145ZM186 161V163L184 162ZM7 162V161H6ZM25 162V161H24ZM203 162V161H202ZM189 163V165H188ZM211 163V162H210ZM37 164V163H36ZM165 164V165H164ZM140 165V164H139ZM138 165V166H139ZM151 165V163L149 164ZM153 165V166H154ZM8 166V165H7ZM142 166V165H141ZM163 166V167H162ZM225 166V167H224ZM36 167V166H35ZM135 168V166H134ZM146 168V166H145ZM202 168V167H201ZM141 169L143 170L144 167H141ZM139 170V169H138ZM34 172H32L31 174H33ZM11 174V173H10ZM37 174V173H36ZM26 176V175H25ZM4 177H8V172L6 170V168H4L2 171L0 169V179H3ZM261 177H264V175H262ZM149 178V179H150ZM204 180H203V179ZM203 180V181H200V183H197V184H192V181H197V180ZM228 179V178H227ZM147 180V179H146ZM255 180V179H254ZM145 181V180H144ZM249 181V180H248ZM143 182V181H142ZM187 182H191L189 184H186ZM85 183V182H84ZM243 183V182H242ZM250 183V182H249ZM94 184H96L94 182ZM240 184V183H239ZM238 184V187H243L242 184L239 185ZM86 185V186H87ZM84 186V185H83ZM95 186V185H94ZM98 186V185H97ZM101 187V186H100ZM264 187H258V192L255 188V190H252V193H249L248 195H251L252 194V197H255L253 199V201H251L249 204H242V206H239L240 209H244V208H247L250 204H252L251 208L252 210L254 211V207L256 206L257 207H263V210H264V204L260 205L259 201H257V199L259 198L258 196V193H262V192H259L261 191V189H263ZM90 189V191H89ZM223 189V188H222ZM224 190V189H223ZM264 190V189H263ZM92 191V192H91ZM118 192V191H117ZM221 192V191H220ZM76 193V192H75ZM264 194V192L262 193V195ZM214 195V194H213ZM217 195V194H216ZM205 196V197H203ZM264 197V196H263ZM211 198V197H210ZM213 198V197H212ZM21 200V199H20ZM87 200V201H86ZM92 200V201H91ZM259 200V199H258ZM47 201V200H46ZM70 202V200H66L65 202ZM248 201V200H247ZM256 201V202H255ZM261 201V199H260ZM24 202V201H22ZM21 202V203H22ZM42 202V201H41ZM51 203H54V201H50ZM50 202H49V205H50ZM68 202V203H69ZM72 202V203H74ZM228 202V201H227ZM227 202L225 201V203L227 204ZM243 202V201H242ZM253 202V203H252ZM64 203V202H63ZM224 202H222V204H224V206H222L221 208H218L217 210V213H218V216L215 215H209V219L212 220V221H217V219L219 220V216H223L222 214H226L228 213V210L229 209H225V207H228L227 205H225ZM44 204V203H43ZM48 204V203H47ZM67 204V203H66ZM238 204V203H237ZM241 204V203H240ZM143 205H146L145 207ZM36 206V205H35ZM38 206V205H37ZM42 205L40 204V206L37 207V209L39 207H41ZM44 206V205H43ZM48 206V205H46ZM45 206V207H46ZM140 206H143L144 208L138 210V207L140 208ZM30 206H21V204H13L12 203L10 204L9 207L5 208L3 207L1 210H4L6 212H8L10 215H8V217L10 219H18V220H21V222L18 223V225H22V224H26V223H29L31 221V219L33 221H46L48 220V215L47 216H42L40 213H37L38 210H34L35 212H29L28 209H29ZM214 207V206H213ZM27 209V210H26ZM137 209V210H136ZM213 209V208H212ZM211 209V211H212ZM221 209H224L226 211H220ZM40 210V208H39ZM135 210V211H134ZM197 210V209H196ZM215 210V209H214ZM193 211V209H192ZM200 211V210H198ZM207 212V211H206ZM220 212H222V214H220ZM259 212V211H258ZM258 212H254V213H258ZM121 213H126L125 216H120ZM165 215H164V214ZM201 213V212H200ZM237 213V212H236ZM253 213V214H254ZM46 214V213H45ZM154 214H158V215H154ZM164 215L163 217H159V215ZM183 214V213H182ZM187 213H185L186 215ZM198 214V213H197ZM206 214V213H205ZM101 215V214H100ZM118 215V216H116ZM179 215V214H178ZM4 216V215H3ZM2 216V218H3ZM180 216V215H179ZM178 216V217H179ZM258 217L256 218V215L254 214L253 216V220H252V217H251V220H249V222H258L257 225H260L259 227H252L251 225L249 224H240L239 223V220L238 221H232L234 223V228L231 229L232 227H214L216 225L212 224L211 226L212 227H204L205 229H208L207 232H210L212 234H216V235H222L225 237V241L222 240V238H220L222 240V242L218 243H214V244H210L208 245V247H219L220 245H223L224 247L225 246H229L230 245H233V244H237V243H242L243 242H248L249 244L250 243H253L255 244L256 247H252L249 246L248 248H246L245 251H247V253L252 256V255H259L261 253L264 252V213H259L257 215ZM260 216V217H259ZM178 217H176L178 219ZM182 217V216H181ZM186 217V216H185ZM183 217L186 221V218ZM193 217V216H192ZM218 217V218H217ZM223 217H225V219H227V217H231L228 216V214L224 215ZM233 217V216H232ZM62 218V219H61ZM139 218L143 219L142 220V223H145L147 225H150L149 227H138L139 224ZM198 218V217H197ZM204 218V217H203ZM245 221V219H249L250 217H240ZM221 219V217H220ZM236 219H239L236 218ZM30 220V221H29ZM170 220V219H169ZM191 220V219H190ZM189 220V221H190ZM85 221V220H84ZM90 221V220H89ZM149 221H152L154 222L152 225L149 223ZM171 221V220H170ZM189 221H187L189 223ZM204 221H209L207 219H204ZM86 222V221H85ZM168 222V221H167ZM200 222V221H199ZM248 222V221H247ZM80 223V222H79ZM88 223V222H87ZM177 223V222H176ZM186 223V222H185ZM186 223V225L188 224ZM107 224V223H106ZM105 224V225H106ZM143 225V224H142ZM146 225V226H147ZM178 225V224H177ZM0 226L2 227H9L8 224H3V223H0ZM24 226H27V225H24ZM111 226V225H110ZM134 226V227H133ZM174 226V225H173ZM0 227V229L2 228ZM12 227V226H10ZM23 227V225H22ZM102 227V226H101ZM118 227V228H117ZM124 227V228H123ZM242 227V228H241ZM21 228V227H20ZM19 228V229H20ZM64 228V227H63ZM61 228V230L63 229ZM78 230L79 231H82L84 228L83 227H68L67 229H63L64 231H67L69 229L71 230ZM196 228V227H195ZM226 228V229H225ZM5 229V228H4ZM18 229V228H17ZM18 229V230H19ZM88 229V227L86 228ZM91 231L95 230L96 227H92V228H89ZM156 229L160 230V231H156ZM180 229V228H179ZM199 228L197 227L196 230H198ZM21 230V229H20ZM139 230H142L144 232L143 234V237H140V239H135L134 237L137 236V232ZM5 231V230H4ZM8 231V229H7ZM6 231V232H7ZM62 231V233H66ZM87 231V230H86ZM90 231V232H91ZM171 231V230H170ZM175 231V232H174ZM183 231V230H182ZM185 231V230H184ZM183 231V233H184ZM68 232V231H67ZM71 232V231H70ZM89 232V233H90ZM155 232H156V235H155ZM158 232H162L163 234H160ZM181 232V233H180ZM189 232V233H188ZM1 233V232H0ZM5 233V232H4ZM57 233V232H56ZM61 233V232H60ZM108 233V234H107ZM237 233H239V235H237ZM17 234V233H16ZM20 234V233H18ZM24 234V233H23ZM187 234L191 237H197V234H198V231H193V232H190L189 230L187 231ZM201 234V233H200ZM203 234V233H202ZM205 235V234H204ZM228 235V236H226ZM10 236V235H9ZM171 236H174V238H171ZM210 236V235H209ZM13 237V236H12ZM18 235L16 237H13V239L9 240L8 243L5 242L6 246L12 242V241H15L18 239ZM76 237V235H75ZM104 237V235H103ZM105 238L106 242H107V238ZM206 237V236H205ZM3 238V237H1ZM9 238V237H8ZM7 238V239H8ZM38 238V237H37ZM61 238V237H60ZM199 238V236L197 237ZM208 238V237H207ZM6 239V238H5ZM39 239V238H38ZM78 239V238H77ZM179 239V238H178ZM181 239V238H180ZM189 239V238H188ZM204 239V237H203ZM1 240V239H0ZM71 240V239H70ZM133 240H136L139 242H137L138 245H136L135 243H133L134 245L136 246H141V251L142 252H131V254H127L128 252H126L127 248L130 249L134 246H132V242ZM192 240V239H191ZM195 240V239H194ZM193 240V241H194ZM198 240V239H197ZM196 240V241H197ZM218 240V239H217ZM4 241H7V240H4ZM68 241V240H67ZM182 241V239H181ZM58 242V241H57ZM56 242V243H57ZM2 243V242H1ZM4 243V242H3ZM2 243V244H3ZM70 243V242H69ZM157 243V242H156ZM77 244V243H75ZM168 244V243H167ZM41 245V244H40ZM131 245V247L129 248V246ZM172 246V242H169L168 246H166L165 244L164 245H160L161 249H164V250H159L160 251V256L157 257H153L155 254H153L152 257H150L149 259H146V260H140L138 262H135V263H132V264H214V261H216L217 263L219 264H226V262H232V260H234L237 256L235 255L236 253H238L236 250H232V251H229L228 250H219L220 252H213V253H210V254H207L206 253V256L205 254H199L197 256H192V255H189V253L187 254V256L185 255L184 257H179L180 254H182L184 248L182 246H177V245H174L172 247H169V246ZM248 245V244H247ZM52 246V245H50ZM76 246V245H75ZM78 246V245H77ZM114 246V250L112 249V247ZM222 246V247H223ZM158 246V249L160 248ZM169 247V248H168ZM47 249L48 253H44L43 249ZM94 248H96L94 250ZM121 248H125V250L123 249V251H120L118 249H121ZM146 248H148V250H146ZM239 248V247H238ZM241 248V247H240ZM28 249L29 251L27 253H25V250ZM157 249V250H158ZM222 249V248H221ZM226 249V248H225ZM4 250V249H3ZM239 250V249H238ZM153 251V250H152ZM151 251V252H152ZM95 252H97V254L95 255ZM155 252V251H154ZM243 252V251H242ZM76 253V254H75ZM191 253V252H190ZM193 253V252H192ZM191 253V254H192ZM241 253V252H239ZM245 254V252L243 253ZM83 255V256H82ZM238 255V254H237ZM242 255V253H241ZM150 256V255H149ZM236 256V257H235ZM240 256V255H239ZM83 257V258H82ZM262 257V256H261ZM85 258V259H84ZM264 258V257H263ZM261 258V259H263ZM141 259V258H140ZM259 259V260H261ZM73 260L75 262H73ZM108 260V262H107ZM188 260V262H184ZM196 260V261H195ZM259 260L257 261H254L256 263L259 262ZM44 261V260H43ZM47 261V260H46ZM72 261V262H71ZM263 261V260H262ZM45 262V261H44ZM253 262V261H251ZM250 262V264H251ZM261 262V261H260ZM35 264V263H34ZM245 264V263H244Z\"/></svg>", "mask_w": 264, "mask_h": 264}]
</instances>
